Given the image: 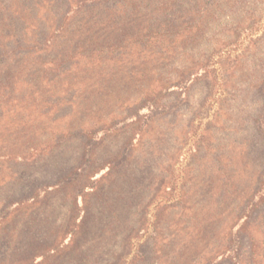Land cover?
Returning a JSON list of instances; mask_svg holds the SVG:
<instances>
[{"label":"rangeland","instance_id":"374dc122","mask_svg":"<svg viewBox=\"0 0 264 264\" xmlns=\"http://www.w3.org/2000/svg\"><path fill=\"white\" fill-rule=\"evenodd\" d=\"M47 1L2 44L16 57L0 61V264H264V201L247 205L264 192V2L192 44L176 14L166 55L83 44L53 61L60 44H24L26 20L54 28ZM146 102L173 104L139 123Z\"/></svg>","mask_w":264,"mask_h":264},{"label":"trees","instance_id":"16d2710c","mask_svg":"<svg viewBox=\"0 0 264 264\" xmlns=\"http://www.w3.org/2000/svg\"><path fill=\"white\" fill-rule=\"evenodd\" d=\"M247 1L248 0H49L46 2L48 3V8L50 11L55 10L56 12L52 22L54 24L52 27L54 28L45 36L42 31V34L38 31L36 24H29L30 21L35 22L36 19L26 20L24 29L25 31L31 32L34 38L30 43L24 40V44H57L58 46L60 44L59 48L63 47L65 51L63 54L55 56L53 61L64 58L68 56V54L72 58H76L78 52H82L80 55H83L85 51L83 44H87V47L90 46L92 49H97L99 51L118 50L122 44H139L138 47H136L140 53L158 50L162 55H166L169 53L170 48L163 46V44L165 43L166 33L169 30L177 29L176 27L179 25L177 21L174 23V16L176 14L184 13V19H188V22L181 21L180 25H189L191 27L189 30H196L192 35H184L181 38L184 44H192L195 39L199 38V32L210 30L213 24L218 22L223 15L229 16V14H234L237 7L242 6L244 3H247ZM251 1L253 2L254 10L256 9L255 5L257 7V2H264V0ZM32 2L33 3H28V0H0V12H2V17H0V61L8 58V55H10L11 58L16 57L15 53L11 52V50L8 51V46L2 44H7V41L11 43L15 41L14 39H17L18 29L15 25L20 21L24 22L26 15L19 13H31L34 8L33 4L36 3V0H32ZM194 12L199 15V17L202 16L200 21L195 22V19L190 17ZM23 36H25L24 33ZM70 44L78 45L74 46ZM73 46V51L69 52V48ZM126 50L130 51L129 48L124 49V51ZM125 54H127V52ZM149 64H152V61L143 68H148ZM56 70L58 71L59 67L56 68ZM154 70V66H152V69H149V71L146 70L147 73H150L152 79ZM198 72L195 74L191 73L193 76L191 75L189 79L184 82L193 79L194 76L197 77ZM157 74L159 75V70H157ZM159 76H161V74ZM184 82H176L174 85H170V87L180 88V85ZM262 89H264V86ZM144 104L145 105L137 109L133 116H131L132 119L139 123L140 121L143 123L145 119L152 117L160 110H168L173 103H168L166 105L165 103L146 102ZM263 129L264 128H261V130ZM148 168V165H144L140 173L144 174L147 172ZM68 178L69 177H65V179ZM65 179L54 185L44 184L38 188V192L44 193L50 186L57 185L58 187V185H63ZM39 193H37L36 196H39ZM121 193L122 190L119 189L118 199L120 200ZM36 196H30L28 199L34 200ZM263 198L264 192H262L259 197L255 194L254 197L247 202V205L251 206L250 210L256 208L259 203H262L264 201ZM22 201H14L12 205H19ZM111 205L113 208L109 210H112L113 213L112 215H107V217L115 216V220L123 222L124 220H121L123 218H117L118 214H116L115 211L119 212V210L116 208L115 202H112ZM0 215V221L8 218L7 214L2 213ZM83 224L86 223L83 222ZM106 229V232L110 236L111 234L113 235V233L116 235L118 231H114L115 225L111 223L106 225ZM77 247L78 244L74 242L71 248L77 250ZM39 256H42V254H39L37 257Z\"/></svg>","mask_w":264,"mask_h":264}]
</instances>
